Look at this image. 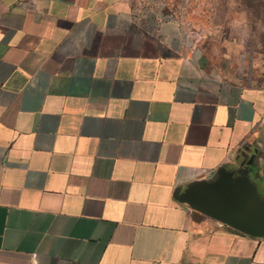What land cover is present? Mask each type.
I'll use <instances>...</instances> for the list:
<instances>
[{"label":"crops","instance_id":"crops-1","mask_svg":"<svg viewBox=\"0 0 264 264\" xmlns=\"http://www.w3.org/2000/svg\"><path fill=\"white\" fill-rule=\"evenodd\" d=\"M225 171L264 197V75L152 0H0V264H264L180 200Z\"/></svg>","mask_w":264,"mask_h":264},{"label":"rangeland","instance_id":"rangeland-1","mask_svg":"<svg viewBox=\"0 0 264 264\" xmlns=\"http://www.w3.org/2000/svg\"><path fill=\"white\" fill-rule=\"evenodd\" d=\"M179 18L207 71L226 78L264 75V0H152Z\"/></svg>","mask_w":264,"mask_h":264},{"label":"water","instance_id":"water-1","mask_svg":"<svg viewBox=\"0 0 264 264\" xmlns=\"http://www.w3.org/2000/svg\"><path fill=\"white\" fill-rule=\"evenodd\" d=\"M180 200L240 232L264 236V197L246 176L222 172L213 181L188 188Z\"/></svg>","mask_w":264,"mask_h":264}]
</instances>
